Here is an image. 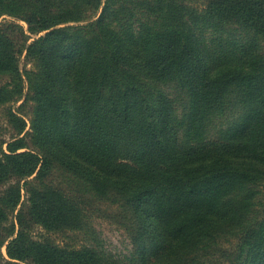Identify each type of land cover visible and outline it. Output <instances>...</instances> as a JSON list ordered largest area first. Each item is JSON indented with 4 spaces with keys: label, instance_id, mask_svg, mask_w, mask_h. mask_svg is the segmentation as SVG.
<instances>
[{
    "label": "trees",
    "instance_id": "16d2710c",
    "mask_svg": "<svg viewBox=\"0 0 264 264\" xmlns=\"http://www.w3.org/2000/svg\"><path fill=\"white\" fill-rule=\"evenodd\" d=\"M4 14L44 31L16 42L38 61L23 93V30L0 22V103L34 101L43 150L9 106L0 264H264V0H0ZM57 166L79 187L50 180ZM86 194L116 206L128 263L32 237L91 230Z\"/></svg>",
    "mask_w": 264,
    "mask_h": 264
},
{
    "label": "rangeland",
    "instance_id": "374dc122",
    "mask_svg": "<svg viewBox=\"0 0 264 264\" xmlns=\"http://www.w3.org/2000/svg\"><path fill=\"white\" fill-rule=\"evenodd\" d=\"M189 1H191L193 4L200 5L202 2H204V0ZM99 11L97 12L96 16L99 14ZM0 22H12V24L18 27L20 26L23 30L21 32L17 31V28H15V30L11 28L9 29L11 31L10 36L15 42V56L17 58L19 72L23 76V93H25L27 91V81L24 71L33 69L36 70L38 67L36 62L38 63V61L29 58L26 54V50L16 42H21V37L24 38L27 43L31 42L35 37L43 34L44 31L40 32L39 34L30 32L27 23L24 20L5 14L0 16ZM6 77L7 75H5V73L0 75V81L5 80ZM22 97L12 101L8 100L6 102L0 103V141H9L12 139L13 135H15L17 130L14 123L9 120L7 114V108L11 106L13 111L25 121L24 129L19 136L23 135L25 137L28 148L40 152L43 150L41 142L36 139V137L33 138L31 134V120L34 119L36 112L34 101L27 100L25 103H23V107H18L23 101ZM5 144L6 143H4L3 147H5ZM55 168L57 169L52 171L54 173H51L49 177L50 180H56V182L63 183L67 187H69L67 182H69L72 187H79L77 179L73 174L70 173V175H68L61 166H57ZM12 182H14V180H12ZM20 183L22 184L23 180H21ZM257 190L258 191L254 197V202H256L254 207L260 211L264 208V179L261 183L257 184ZM21 192L23 194L22 201L26 202L28 196L26 194H28V191H26L25 185H23ZM85 197L87 206L86 212L88 214V217H86L85 220L90 222L91 230L79 228L52 230L43 226L42 224H33L32 228L30 229L32 237L39 241H48L55 245L78 249L82 248L84 245H92L105 256L120 260L122 263H128L129 256L134 252V244L130 241V237L124 227L117 221L116 206L107 200L101 199V197L97 195L86 194ZM12 220L13 216L10 215L9 221ZM235 242L236 240H233L229 243L221 240V248L227 249ZM1 250L6 256L5 245H3Z\"/></svg>",
    "mask_w": 264,
    "mask_h": 264
}]
</instances>
